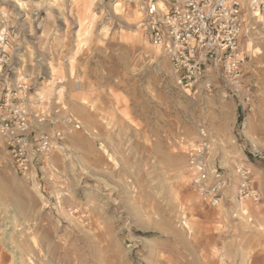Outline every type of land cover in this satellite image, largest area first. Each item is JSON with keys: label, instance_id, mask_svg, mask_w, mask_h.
<instances>
[{"label": "rangeland", "instance_id": "374dc122", "mask_svg": "<svg viewBox=\"0 0 264 264\" xmlns=\"http://www.w3.org/2000/svg\"><path fill=\"white\" fill-rule=\"evenodd\" d=\"M20 2L0 0L19 28L15 65L41 83L57 80L81 129L25 176L0 145V264H264V162L250 155L264 152L260 23L247 19L240 38L252 97L239 107L219 91L177 88L137 28L138 9ZM197 125L211 137V170L226 178L217 207L192 192L185 170ZM238 164L252 171L256 204L234 198Z\"/></svg>", "mask_w": 264, "mask_h": 264}, {"label": "built area", "instance_id": "2783aa9c", "mask_svg": "<svg viewBox=\"0 0 264 264\" xmlns=\"http://www.w3.org/2000/svg\"><path fill=\"white\" fill-rule=\"evenodd\" d=\"M138 9L137 28L147 43L167 61L177 88L205 94L219 91L224 99L248 106L251 86L244 80L246 56L240 47L247 19L264 31V0H106ZM19 38L18 25L0 13V145L17 174H31L81 126L58 96V81L39 82L14 65L12 47ZM51 83L53 92L45 94ZM212 141L208 130L196 127V140L186 153L185 170L193 193L206 205L217 207L226 178L211 170ZM250 155L264 162V152ZM50 167L52 165L50 164ZM234 198L239 204L258 203L251 169L235 165ZM230 181V179H228Z\"/></svg>", "mask_w": 264, "mask_h": 264}, {"label": "bare ground", "instance_id": "6f19581e", "mask_svg": "<svg viewBox=\"0 0 264 264\" xmlns=\"http://www.w3.org/2000/svg\"><path fill=\"white\" fill-rule=\"evenodd\" d=\"M11 3H14V5L16 6V7H18V9H22L23 7H26L27 6V3L26 2H20V0H9ZM53 1V0H52ZM87 9H89V8H87ZM113 11H114V13L115 14H123L124 13V8H123V4L121 3V2H117L116 4H114L113 5ZM139 14V13H138ZM137 14V15H138ZM137 20V18H133V20H131V21H136ZM83 25V23H79L78 24V37H80L81 35H80V31H81V26ZM77 37V38H78ZM53 75V74H52ZM51 81V80H50Z\"/></svg>", "mask_w": 264, "mask_h": 264}, {"label": "crops", "instance_id": "0c3cea01", "mask_svg": "<svg viewBox=\"0 0 264 264\" xmlns=\"http://www.w3.org/2000/svg\"><path fill=\"white\" fill-rule=\"evenodd\" d=\"M13 56L16 54V48H14L13 47ZM20 56H22V55H20ZM15 59V58H14ZM14 65H15V61H14ZM19 65H20V63H19ZM19 65L17 66V64L15 65L17 68H19Z\"/></svg>", "mask_w": 264, "mask_h": 264}]
</instances>
